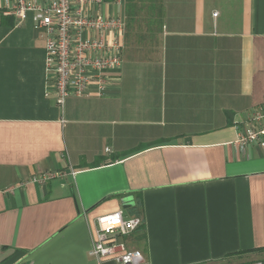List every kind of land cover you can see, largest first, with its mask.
Segmentation results:
<instances>
[{"label":"crops","instance_id":"crops-1","mask_svg":"<svg viewBox=\"0 0 264 264\" xmlns=\"http://www.w3.org/2000/svg\"><path fill=\"white\" fill-rule=\"evenodd\" d=\"M121 12L119 81L63 110L43 34L0 14V264H117L90 250L118 211L143 221L118 239L142 264H264V147L237 144L264 106V0L99 10Z\"/></svg>","mask_w":264,"mask_h":264},{"label":"built area","instance_id":"built-area-1","mask_svg":"<svg viewBox=\"0 0 264 264\" xmlns=\"http://www.w3.org/2000/svg\"><path fill=\"white\" fill-rule=\"evenodd\" d=\"M120 9L125 0H111ZM108 0H0V14L12 18L20 27L29 17L45 40V75L47 99L64 109L69 98L92 93L103 96L122 65L126 19L121 12L104 17L99 10ZM218 14H214L216 17ZM65 122V121H63ZM239 129L237 144L264 147V106L255 108ZM58 174H39L30 182L46 186ZM143 224L140 217L127 219L122 211L97 219V237L90 255L113 257L117 264H142L144 256L130 251L122 236H128Z\"/></svg>","mask_w":264,"mask_h":264},{"label":"water","instance_id":"water-1","mask_svg":"<svg viewBox=\"0 0 264 264\" xmlns=\"http://www.w3.org/2000/svg\"><path fill=\"white\" fill-rule=\"evenodd\" d=\"M123 201H124V203H125V201H128V199H125V200H123ZM131 206H132V205H131ZM131 206H130V207H131ZM124 208H126V206H125Z\"/></svg>","mask_w":264,"mask_h":264}]
</instances>
